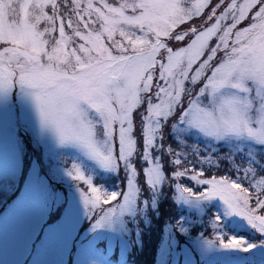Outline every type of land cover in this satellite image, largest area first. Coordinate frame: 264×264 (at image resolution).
<instances>
[{
  "label": "snow or ice",
  "instance_id": "1",
  "mask_svg": "<svg viewBox=\"0 0 264 264\" xmlns=\"http://www.w3.org/2000/svg\"><path fill=\"white\" fill-rule=\"evenodd\" d=\"M98 3L0 0V41L10 45L0 50V90L16 85L34 89L42 122L56 130L61 142H77L103 168L120 170L123 165L127 191L116 207L101 210L105 215L97 226L136 198L132 159L138 154V137L149 184L166 177L154 152L174 157L175 165L181 157L188 159L187 152L166 147L171 137L194 156L208 153L201 165L214 163L217 145L229 149L227 159L247 164L233 167L254 188L255 207L249 205L248 189L227 177L200 181L193 176L211 187L201 193L181 190L198 199L219 197L225 215L235 214L264 233V215L257 214L264 212V176L256 178L257 170L264 173V0H219L206 17L211 0ZM250 13L252 22L238 28ZM195 18L201 23L175 31ZM57 21L59 38L53 35ZM73 177L84 179L79 170ZM87 182L91 185L90 178ZM91 193L82 196L93 211L100 191L91 187ZM117 195L105 192V202ZM221 221L217 216L216 224Z\"/></svg>",
  "mask_w": 264,
  "mask_h": 264
},
{
  "label": "rangeland",
  "instance_id": "2",
  "mask_svg": "<svg viewBox=\"0 0 264 264\" xmlns=\"http://www.w3.org/2000/svg\"><path fill=\"white\" fill-rule=\"evenodd\" d=\"M96 2L99 6L98 0ZM106 2L118 5L119 0ZM218 2L211 0L205 17ZM46 11L51 14L50 7ZM252 14L238 28L247 27L252 22ZM200 23V19L195 18L189 24L179 25L175 31ZM58 28L59 21L53 33L56 38H59ZM65 30L71 34L66 22ZM9 46L0 41V50ZM115 127V153L118 155L119 126ZM193 142L199 143L202 150L205 147L199 141H188L189 144ZM167 144H171L176 151L187 152L188 159L181 157V164L175 165L172 162L174 157L169 156L167 169L170 175L165 173L166 177L153 185L143 175V169L148 165L142 158V138L138 137V154L132 159L137 169L136 198L126 210H117L97 226L105 215L101 210L116 207L123 199L122 193L127 191L123 165L120 170L103 168L77 142H61L56 130L42 122L34 89L16 85L12 89L0 90V264H121L133 241L142 252L145 247L150 248L161 215L160 206L165 198L175 212L184 209L185 213L163 224L161 238L156 244L155 260L151 264H264L263 259L254 255L247 257L258 242L264 243V233L235 214L225 215L226 205L219 197L198 199L187 196L181 190L201 193L211 187L197 183L193 176L200 181L227 177L229 182L240 183L241 188L248 189L252 197L249 205L255 207L254 188L248 180L242 179L243 171L237 172L233 167L235 164L243 169L247 164L239 159H227L229 149L223 145H217L218 152L212 154V165H201L200 158L208 153L201 151L199 156H194L190 149L178 146L171 137H168L166 147ZM23 155L30 156L31 160L23 184L16 191L14 187ZM153 156H160L162 165L163 162L168 163L166 154L154 152ZM216 169L221 170L220 174L215 173ZM77 170L84 176L83 180L74 179ZM178 171L185 174L177 178L173 174ZM71 172L73 175H70ZM261 176L264 173L257 170L256 178ZM89 178L91 185L87 182ZM91 187L100 191L99 204L93 211L85 205L82 196V192L91 195ZM114 191L118 193L117 197L105 202L104 193L110 197ZM170 206L166 205V209ZM51 214L59 215L48 221ZM257 214L264 215V212L258 210ZM217 216L222 218L218 224ZM84 220L87 226L78 234V227ZM131 229L136 232L137 240H131ZM143 232L147 236L141 240ZM240 232L249 233V236ZM234 243L240 244V248H231ZM248 244L255 246L249 248ZM111 252L116 254L119 262L109 258ZM70 253L72 259L67 262Z\"/></svg>",
  "mask_w": 264,
  "mask_h": 264
},
{
  "label": "trees",
  "instance_id": "3",
  "mask_svg": "<svg viewBox=\"0 0 264 264\" xmlns=\"http://www.w3.org/2000/svg\"><path fill=\"white\" fill-rule=\"evenodd\" d=\"M167 157V155H166ZM165 157V158H166ZM169 157V156H168ZM164 158V160H165ZM170 157L168 158V163H164L163 162V169L165 171V173L169 174V170L167 168H169V162H170ZM172 165V164H170ZM220 171L221 170H218L216 169L215 170V173L216 174H220ZM171 172V171H170ZM231 174H233V172H230ZM170 175V174H169ZM173 177V176H172ZM181 181H186L185 179H181ZM21 184V179L19 178V181L17 183V186L16 188L19 187V185ZM17 190V189H16ZM170 201L168 199H164V202L161 203V206H160V213L161 215H159L158 217V225H157V231L155 232V235H153L152 238H154L153 240H151V245H150V248H147L146 247L143 249V252L141 250H139V248H137L136 246H138L136 244L135 241L133 240H137L136 237H135V231L132 230V235H131V240L133 241L131 244H132V247L130 250H128L127 252V255H126V258L123 259L122 263H128V264H151L154 262L155 260V254H156V244L158 242V240L161 238V232H162V226L164 223H166V221H172L173 218H176L178 217L180 214H183V212L185 213V210L184 209H178L176 212L174 209L171 208L170 206ZM166 205H169V209H166ZM55 215H51L50 218L48 220H51ZM86 220H84L79 228H78V234L81 232V230L83 229V227L86 225ZM207 229V228H206ZM239 232V231H238ZM244 235H247L249 236V233L247 234L246 232H240ZM141 240H144L145 237L147 236L146 233H142L141 234ZM257 238L259 239V234H257ZM257 238H255L256 240H258ZM196 264H200V263H196Z\"/></svg>",
  "mask_w": 264,
  "mask_h": 264
},
{
  "label": "water",
  "instance_id": "4",
  "mask_svg": "<svg viewBox=\"0 0 264 264\" xmlns=\"http://www.w3.org/2000/svg\"><path fill=\"white\" fill-rule=\"evenodd\" d=\"M235 253V251H231ZM253 254L264 259V243H258L253 248Z\"/></svg>",
  "mask_w": 264,
  "mask_h": 264
}]
</instances>
